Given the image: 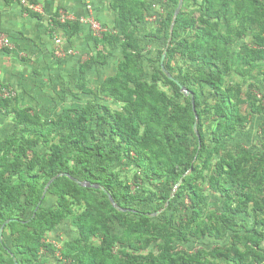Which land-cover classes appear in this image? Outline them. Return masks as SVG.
Listing matches in <instances>:
<instances>
[{
  "label": "trees",
  "instance_id": "trees-1",
  "mask_svg": "<svg viewBox=\"0 0 264 264\" xmlns=\"http://www.w3.org/2000/svg\"><path fill=\"white\" fill-rule=\"evenodd\" d=\"M110 4L121 33L107 32L101 42L121 45L123 59L117 72L103 81L100 93L124 103V109L113 112L90 100L84 107H67L61 115L48 119L33 107L11 111L15 131L0 141V230L9 227L16 250L0 234V264H17L19 255L21 264H47L40 258L42 250L58 251L59 264H264V217L255 218L252 232L245 234L236 219L237 215H249L252 211L264 213V145L260 152H252L243 145L223 151L225 140L246 128L252 114L264 116V103L257 101L253 91L244 92L240 84H224L225 76L232 71L231 45L245 39L239 51L245 65L264 55V1L202 0L199 15L183 12L177 19L190 35L169 47L167 69L178 79L172 74L176 57L197 64L193 71L184 73L180 69L184 80H178L188 86L207 84L218 97L212 107L211 148L207 146L202 121L205 109L201 108L196 91L191 89L188 104L173 101L158 82L165 77L177 95L182 94V88L163 67L155 72L152 81L145 77L140 63L144 54L137 34L146 21V1L111 0ZM24 8L28 14L39 15ZM60 10L51 20V33L57 28L67 34L75 33L79 23L60 22ZM250 35L254 38L252 43H248ZM101 42L96 41V55L80 62L79 88L84 93H94L87 86L88 72L108 63L109 56L100 49ZM11 102L0 99V110H8ZM105 125L112 141L118 137L113 149H107L98 137L104 134L99 128ZM261 134L264 138V122ZM155 140L163 141L164 147H156ZM41 144L49 150L37 152L35 148ZM120 150L127 152L139 167L137 179L147 178L158 188V200L164 202L171 198L181 172L192 169L195 157L206 150L203 168L185 179L176 197L185 193L191 211L178 219L172 215L157 222L150 212L155 200L151 194H132L130 185L122 189L116 176L106 177L100 182L107 190L101 191L106 199L87 202L73 218L78 231L75 239L65 242L61 249L41 241L47 231L74 213L73 203L81 199L82 191L81 183L74 178L95 183V168L102 170L104 167L100 166L107 158L115 161L113 154ZM67 155L73 157L74 171L67 165ZM216 155L220 157L213 164L208 184L214 193L224 197V202L221 212L206 215L199 179ZM92 156L96 157L95 162ZM105 169L100 171L101 175ZM36 170H41V174ZM41 177L50 182V191L58 197L55 211L37 209L44 193ZM157 180L160 183H155ZM109 194L115 202L107 198ZM126 204L132 206L131 210L118 209ZM30 209L32 216L23 219ZM119 226L124 228L122 233L115 231ZM230 233L231 244L227 247L190 251L176 245V240L188 243L206 237L224 239ZM94 239L100 243L95 244Z\"/></svg>",
  "mask_w": 264,
  "mask_h": 264
},
{
  "label": "rangeland",
  "instance_id": "rangeland-1",
  "mask_svg": "<svg viewBox=\"0 0 264 264\" xmlns=\"http://www.w3.org/2000/svg\"><path fill=\"white\" fill-rule=\"evenodd\" d=\"M147 3L146 10V21L141 25L138 31V38L140 45L143 49V58L141 60V65L145 71V77L152 81L153 75L158 69H162L164 63L167 69V60L169 47L177 45L178 41L190 35L185 29L179 26L180 21L177 20L178 17L184 12L188 15H199L202 9V0H145ZM264 1V0H263ZM111 18H101L99 21L107 27L109 33H121L120 26L117 23V14L110 10ZM236 25V22L234 23ZM87 33L92 35L91 43H84L85 47L80 50L74 51L73 61L67 62L71 55L64 57H56L61 61V68L59 76L56 81H53L52 93L45 92L43 96L38 98V111L44 119L54 118L62 114L64 108H79L84 107L88 101L95 100L101 105H106L113 112L123 111L124 103L118 102L113 98L105 97L100 93V86L103 81L114 75L117 72L118 65L123 59L122 47L119 44L111 45L106 42H101V38L96 32L88 26ZM176 30V34L174 31ZM100 41V49L103 50L104 55H108V63L106 65H97L93 67L87 74V86L93 89L94 93H84L79 88V65L81 60L88 59L91 55H96L98 53V48L96 46V41ZM254 38L252 35L248 38V43H252ZM245 39L238 40L235 44L231 45V56L230 60L232 63V71L225 76V86L232 84H240L244 92L249 90L256 94L258 102L264 103V55L260 56L256 62L250 65H245L239 57L240 49ZM164 58V62L162 59ZM172 67H174V74L181 81L184 80V74L179 72L182 71H193L198 67L197 64L176 57L172 62ZM168 70V69H167ZM169 71V70H168ZM170 72V71H169ZM171 74V72H170ZM160 89L166 91L168 95L173 99V101H181L184 104H188L190 99L188 98L192 94V90L200 96L201 108L205 109L203 113V123L207 132V146L212 147V142L210 140V129L214 127L212 107L218 100L215 95L214 90L210 88L207 84H192L188 86L184 84V89L181 90V95H177V91L173 86L166 82V78L158 82ZM190 91L187 93V91ZM246 110L247 106H243ZM248 110V109H247ZM102 111V110H100ZM12 113L2 114L0 113V141L10 136L15 131V125L13 121ZM264 122V116L258 114L251 115V121L246 128L239 130L230 137H228L223 144V151H229L236 149L237 145H243L252 152L263 151L264 138L261 134V125ZM99 131H104L99 134V139L106 143L107 149H113L118 141L116 137L115 141L110 138V131L107 125L101 126ZM156 147H164V142L155 140ZM37 152L48 151V146L44 144L39 145L35 148ZM115 161L111 162L109 158L103 161L100 167L106 168L101 175L102 170L95 168L94 173H96L97 181L95 183L83 180L84 184H81V199L73 203L74 213L61 224L57 225L52 231H47L41 241L55 245L57 249H61L63 244L67 241L73 240L78 236L77 228L73 225V218L80 213L87 205V202L93 199H106L101 191L106 190L104 185L100 182L106 177L116 176L121 182V188L124 186H131V193H142L144 195L151 194L155 200L151 204L150 212L153 219L157 222L170 218L174 215L177 219L187 212H190L189 208L190 201L185 193H182L179 198H176L180 194L181 185L186 178L194 177L196 171L203 168L204 160L207 156L206 150H202L200 155L195 157L193 160V168L187 171H183L180 174L178 182L173 188L171 198L164 202L158 200L156 194L159 195L158 188L155 187L147 178L142 176V179H137L136 175H139V167L135 163L131 156H128L127 152L124 150L117 151L113 154ZM135 155V154H133ZM69 157V158H68ZM92 162L96 161V157L92 156ZM220 155H216L211 162V166L208 169L203 170V177L199 179V184L202 187L203 193L205 195L206 207L205 214H210L212 212H221L224 202V197L218 193H214L208 184V179L211 170L213 169V164L219 159ZM67 165L72 171L75 168V162L73 157L67 155ZM36 173L41 174V170H36ZM60 175V174H59ZM44 177H41L40 182L43 184V198L42 202L38 205V210H50L55 211L58 207L57 200L58 197L50 191V182H45ZM161 180H157L155 183H160ZM107 191V190H106ZM110 196V197H109ZM107 198H110L111 202H115L112 195L109 194ZM131 205L126 204L124 208H118L120 211L131 210ZM33 210L30 209L23 219H28L32 216ZM264 217L263 211L251 212L249 215L239 214L236 219L242 224V233L252 232L254 226V219H260ZM123 227H117L116 232L122 233ZM231 233L224 239H215L206 237L200 240H191L188 243H181L176 240V245L190 250L196 251L198 249L211 250L217 246L227 247L231 244ZM3 238L12 249L16 250L13 246V240L10 236L9 227L3 229ZM95 244H99V239H94ZM42 261L47 264H59L60 254L59 252H48L42 250L39 254ZM21 259V255L17 257ZM18 261V260H17ZM18 261L19 264H21Z\"/></svg>",
  "mask_w": 264,
  "mask_h": 264
},
{
  "label": "crops",
  "instance_id": "crops-1",
  "mask_svg": "<svg viewBox=\"0 0 264 264\" xmlns=\"http://www.w3.org/2000/svg\"><path fill=\"white\" fill-rule=\"evenodd\" d=\"M110 1L92 0L94 15L98 20L111 18L110 10H114ZM0 4V29L13 42L12 49L0 50V81L16 91V97L11 99L8 110H0V113L14 114L12 110L24 107L38 110V98L45 92L52 93L53 81L57 80L62 70L61 61L55 56L51 20L58 9L65 8L79 17L87 14L86 1L38 0L35 4L38 16L25 12L21 0H0ZM88 26L79 23V29L73 34L57 28L64 49L76 52L85 47L84 43H91L92 35L87 33ZM67 59V62L73 61V55Z\"/></svg>",
  "mask_w": 264,
  "mask_h": 264
},
{
  "label": "built area",
  "instance_id": "built-area-1",
  "mask_svg": "<svg viewBox=\"0 0 264 264\" xmlns=\"http://www.w3.org/2000/svg\"><path fill=\"white\" fill-rule=\"evenodd\" d=\"M85 1H86L87 14L79 17L73 12H70L66 9H61L59 11L58 20L62 23H65L67 21H77L81 24L89 25L92 28V30L98 34L99 37H102L105 33L109 31L107 27H105V25L101 23L94 15L92 0H85ZM21 3L30 10L36 11L37 8L36 5L30 3L28 0H21ZM1 11H2V7L0 4V13ZM53 38L55 43V55L57 57H64L73 54L74 52L73 50L64 49L63 39L60 35H58L56 31L54 32ZM12 48H13V42L11 38L0 29V50H7ZM15 97H16V91L11 87L5 86L0 81V99H14Z\"/></svg>",
  "mask_w": 264,
  "mask_h": 264
},
{
  "label": "water",
  "instance_id": "water-1",
  "mask_svg": "<svg viewBox=\"0 0 264 264\" xmlns=\"http://www.w3.org/2000/svg\"><path fill=\"white\" fill-rule=\"evenodd\" d=\"M162 61L164 62V58L162 59ZM162 65H163V70H164V72H165V73H166L171 79H173V80H175L177 83H179V85L181 86V88L184 89V85H183L178 79H176L175 77H173V76L170 74V72L165 68L164 63H162ZM189 92H190V91L188 90L187 93H189ZM74 180H75L77 183L84 184V182H81V181L78 180V179H75V178H74ZM0 234L3 235V228H1V230H0ZM17 264H19V263L17 262Z\"/></svg>",
  "mask_w": 264,
  "mask_h": 264
}]
</instances>
